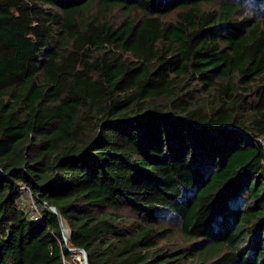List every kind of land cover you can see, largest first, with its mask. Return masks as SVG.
Segmentation results:
<instances>
[{
  "label": "trees",
  "instance_id": "16d2710c",
  "mask_svg": "<svg viewBox=\"0 0 264 264\" xmlns=\"http://www.w3.org/2000/svg\"><path fill=\"white\" fill-rule=\"evenodd\" d=\"M69 249L264 264V19L228 0H0V264H79Z\"/></svg>",
  "mask_w": 264,
  "mask_h": 264
},
{
  "label": "rangeland",
  "instance_id": "374dc122",
  "mask_svg": "<svg viewBox=\"0 0 264 264\" xmlns=\"http://www.w3.org/2000/svg\"><path fill=\"white\" fill-rule=\"evenodd\" d=\"M240 7V11L249 16H256L260 19H264V6L252 5L248 0H228ZM215 7V6H214ZM204 8H212L210 6H204ZM248 10V11H246ZM138 18L141 14L138 11L126 12L124 8L116 7L114 9H106L103 11L100 10L97 4H91L84 10V16L89 19H94L96 17H102L104 20L109 21L113 25L119 24L126 16ZM174 14H169L165 17L166 20H173ZM31 202V201H30ZM121 215H124L123 212H120ZM171 225V223H170ZM65 227V226H64ZM177 228V227H176ZM175 228V229H176ZM65 235L68 237V229L65 227ZM175 243L180 244V236L177 234ZM163 244V243H162ZM174 244V243H173ZM173 244L171 245L173 247ZM73 262L83 264L82 255L78 251L72 252Z\"/></svg>",
  "mask_w": 264,
  "mask_h": 264
},
{
  "label": "built area",
  "instance_id": "2783aa9c",
  "mask_svg": "<svg viewBox=\"0 0 264 264\" xmlns=\"http://www.w3.org/2000/svg\"><path fill=\"white\" fill-rule=\"evenodd\" d=\"M25 191V190H24ZM31 201V202H30ZM29 204H30V208H31V211H32V216L33 217H37L38 216V208L37 206L35 205V203L33 202L32 199H29ZM20 205H23V203H21ZM50 211H52L50 208H48ZM71 252H74V251H78L81 255L83 254V251L82 250H77V249H69ZM83 259V258H82Z\"/></svg>",
  "mask_w": 264,
  "mask_h": 264
},
{
  "label": "water",
  "instance_id": "95a60500",
  "mask_svg": "<svg viewBox=\"0 0 264 264\" xmlns=\"http://www.w3.org/2000/svg\"><path fill=\"white\" fill-rule=\"evenodd\" d=\"M46 207H47V208H50L54 214L58 215V214H57V211L55 210V208L50 207V206H46ZM58 218H59V221H60L61 226H62V235H63V239H64V241L66 242L67 239H66L65 236H64V226H63V224H62L61 219H60L59 216H58ZM82 258H83L84 263L87 264V262H86V255H85L84 252H83V254H82Z\"/></svg>",
  "mask_w": 264,
  "mask_h": 264
},
{
  "label": "bare ground",
  "instance_id": "6f19581e",
  "mask_svg": "<svg viewBox=\"0 0 264 264\" xmlns=\"http://www.w3.org/2000/svg\"><path fill=\"white\" fill-rule=\"evenodd\" d=\"M65 230H66V229H65V227H64V232H65ZM64 236H65V238H66V235H65V233H64ZM83 264H85V263H84V261H83Z\"/></svg>",
  "mask_w": 264,
  "mask_h": 264
}]
</instances>
